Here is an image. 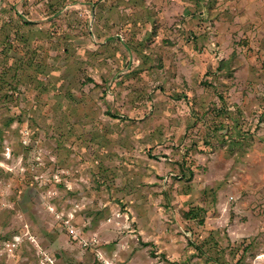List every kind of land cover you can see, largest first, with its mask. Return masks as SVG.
I'll list each match as a JSON object with an SVG mask.
<instances>
[{"label": "rangeland", "instance_id": "1", "mask_svg": "<svg viewBox=\"0 0 264 264\" xmlns=\"http://www.w3.org/2000/svg\"><path fill=\"white\" fill-rule=\"evenodd\" d=\"M0 264H264V0H0Z\"/></svg>", "mask_w": 264, "mask_h": 264}, {"label": "trees", "instance_id": "2", "mask_svg": "<svg viewBox=\"0 0 264 264\" xmlns=\"http://www.w3.org/2000/svg\"><path fill=\"white\" fill-rule=\"evenodd\" d=\"M158 59L159 61H162V58L159 57ZM230 62H231V59H223L220 62V65L218 68L219 74L227 75V76H230L232 74V71L230 70ZM182 216L188 220H191V219L197 220L200 217L198 215V212L195 211L194 209L182 210ZM198 223L202 225L204 223V220L200 219Z\"/></svg>", "mask_w": 264, "mask_h": 264}]
</instances>
